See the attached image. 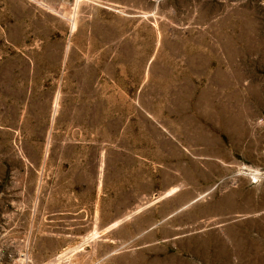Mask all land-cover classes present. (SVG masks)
<instances>
[{
	"label": "rangeland",
	"instance_id": "374dc122",
	"mask_svg": "<svg viewBox=\"0 0 264 264\" xmlns=\"http://www.w3.org/2000/svg\"><path fill=\"white\" fill-rule=\"evenodd\" d=\"M0 264H264V0H0Z\"/></svg>",
	"mask_w": 264,
	"mask_h": 264
}]
</instances>
